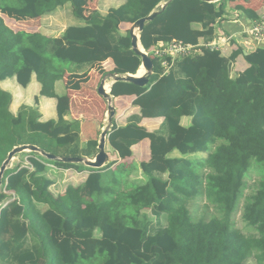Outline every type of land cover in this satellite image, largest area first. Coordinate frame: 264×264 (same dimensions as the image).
I'll list each match as a JSON object with an SVG mask.
<instances>
[{
	"label": "trees",
	"instance_id": "obj_1",
	"mask_svg": "<svg viewBox=\"0 0 264 264\" xmlns=\"http://www.w3.org/2000/svg\"><path fill=\"white\" fill-rule=\"evenodd\" d=\"M165 1L123 0L84 20V0H0V82L15 77L22 84L34 73L40 95L56 99V118L41 121L33 108L14 115L11 94L0 88V165L21 144L65 156L90 157L97 151L94 140L81 153L68 149L77 141L78 126L65 119L69 96L58 94L55 84L66 74L71 84L70 78L80 77L72 74L91 70L102 77L135 74L141 56L132 49L130 28L122 31V23L132 25L158 10L139 37L143 49L150 51L159 41L212 40L214 23L227 9L226 0H170L162 9ZM66 4L82 23L67 25L57 37L16 30L1 15L37 19ZM237 9L257 19L250 10ZM241 54L238 46L228 57L202 47L201 53L174 62L167 71L151 57L147 85L112 83L113 96H135L132 104L139 114L129 115L123 126L112 121L107 143L125 159L133 145L149 140V157L139 164L143 180H121L120 170L104 174L115 161L95 169L49 160L37 152L28 157L32 170H6L0 188V264H84L96 257L100 264H244L250 257L264 263V169L242 205V219L256 234H242L231 221L247 186L248 169L255 162L264 168V47L244 53L247 67L233 76L232 64ZM71 96L75 104L78 97ZM181 116L191 117L189 126L180 124ZM158 117L162 121L152 131L140 124L143 118ZM173 151L180 156H171ZM50 164L89 173L82 183L54 194ZM4 190L12 191L13 199L6 200ZM197 197L214 205L221 216L194 220L187 203ZM145 208L154 221L142 213ZM53 231L64 236L54 242ZM68 234L85 242L84 251Z\"/></svg>",
	"mask_w": 264,
	"mask_h": 264
},
{
	"label": "crops",
	"instance_id": "obj_2",
	"mask_svg": "<svg viewBox=\"0 0 264 264\" xmlns=\"http://www.w3.org/2000/svg\"><path fill=\"white\" fill-rule=\"evenodd\" d=\"M123 0H114L115 5L117 6L121 4ZM243 7L245 9L250 10L254 13L257 18L261 15H264V1L263 0H226V13L223 17L218 18L214 23V35L213 39L218 37L219 39H226L227 36H231V39L228 43H225L226 47L220 50L221 55L224 57H228L230 53L233 51L235 46H238L242 49L243 54L239 55L232 64L231 74L237 75L239 72L243 71L247 65L244 60V53H248L255 49L254 45H247L250 37L247 30L250 28L253 20L248 19L247 16L243 14L237 7ZM59 9H57L54 13H58ZM102 12V11H101ZM106 12V11H105ZM104 12V13H105ZM52 15V14H51ZM51 15H46L45 17H50ZM84 17V15H83ZM37 18V19H42ZM87 19V18H86ZM77 23H82L81 21H77ZM124 26V30L129 29L131 24L122 23L121 27ZM41 27V25H39ZM193 27L196 29H201V26L197 23L193 24ZM65 29V26L60 30V32L56 35H52L44 30H37L38 32L46 35L57 37L60 36L62 31ZM222 39V40H223ZM199 41H202L201 39ZM204 42V41H203ZM111 68V61H106V69ZM139 67L137 70V75L143 74L140 73ZM72 75H80V77L70 78L73 82L68 84V78L70 74H66L63 81H58L55 84V89L58 94L66 92L69 96V114L65 116V119L69 123H76L78 126V138L77 141L71 144L68 149L74 151L75 153H81L83 149H86V143L88 141L94 140L97 141L100 138V133L105 126V122H107L106 112H107V101L105 98L100 96L97 93V87L103 78L99 75L95 70H91L88 74H72ZM106 83L110 86L113 83L110 74L106 76ZM111 79V81H109ZM0 88L4 91L11 94V102L9 105V110L16 115L23 109L33 108L39 113V120L47 121L50 119L56 118V99L55 98H47L40 95L41 86L36 80L35 74L32 73L29 79L24 83H19L17 78L11 77L6 78L5 80L0 82ZM71 93H75L78 97V100L73 104ZM109 94L112 96V102L115 107V115L112 119L117 126H123L126 123V118L131 114H139V107L132 104L134 100V95H121V96H113L110 92ZM162 121L161 117L158 118H143L141 120V125L146 127L147 130L152 131L157 129L160 122ZM179 122L183 126H189L191 123L190 116H181ZM111 147L106 141V149ZM89 148V147H88ZM112 150V149H111ZM92 151V149H91ZM97 152V151H96ZM96 152L92 153L89 159L93 158ZM114 159L106 163L115 161L114 164L110 167V170L104 169L103 172L106 174L109 171H119L121 173H125L124 177H121V180H125L127 182H136L140 179L143 180V176L141 174V170L139 168V164L141 161H146L149 157V140L147 138L141 140L139 143L132 146V155L125 159H120L117 157V154L113 152ZM200 154H197L200 157ZM31 156V155H29ZM171 156H177V151H173ZM203 156V155H201ZM22 165V163H20ZM105 165V166H106ZM20 167V166H19ZM18 167V168H19ZM139 176H135L132 174V169H136ZM17 169V168H16ZM66 170H71L75 173H79V176L83 179L82 182L87 177L89 171L87 169H75L69 168ZM110 174V172H109ZM111 175V174H110ZM118 175V174H117ZM74 185V184H72Z\"/></svg>",
	"mask_w": 264,
	"mask_h": 264
},
{
	"label": "rangeland",
	"instance_id": "obj_3",
	"mask_svg": "<svg viewBox=\"0 0 264 264\" xmlns=\"http://www.w3.org/2000/svg\"><path fill=\"white\" fill-rule=\"evenodd\" d=\"M114 5H115L114 0H84V4L82 3L80 11L83 12L84 20H85L86 18L90 17V14L92 12L98 10L104 13L110 7H113ZM58 9H59L58 13H53L52 15L49 14L51 15L50 17L48 16L40 20L30 19V18H21V17H16L15 15H13L10 19L9 18L7 19L5 18L6 14L3 13L1 15L4 17L7 25L13 27L16 30H20V29H24L27 31L44 30V31H47L48 33H51L52 35H56L60 32V30L64 26L66 27L67 25H73L77 23V19L74 18L69 4H66L63 7L58 8ZM39 25H41V27H39ZM122 31H124V26H122ZM106 76L107 75L103 76V78ZM109 81H111V79H109ZM106 125H107V122H105V126ZM105 126L103 127V129L106 128ZM106 151L109 154V159L113 160L114 156H113L112 150L108 147ZM58 152H66V151L59 149ZM29 155H31L29 151H24V152L16 154L10 162L7 172H9V170L16 169L19 166L22 167L24 165V162L27 161ZM201 155H204V154H200V157ZM20 163H22V165H20ZM50 168L52 169V167ZM260 169L263 170L264 168L262 164L257 163V162L251 165V167L248 169L244 177L247 186L243 190L242 198L240 199L235 211L232 213V216H231V221H232L234 228H236L237 230H239L242 234L246 236H253L256 234V231L252 226L247 225L246 222L242 219V205L244 203L245 197H247L252 192V189H254L255 185L261 180L260 178H261L262 173ZM132 174H134L135 176H139L137 172V168L134 170L132 169ZM49 176L53 180V184L50 186V189L53 191L54 194L63 193L65 188L68 185H72V184L78 185L82 183V180H83L79 176V173H75L71 170H66L62 168H58V169H55V171H51ZM124 176H125V173L123 172L121 177H124ZM5 192H6V195L8 196L6 200L13 199L10 196V195H13L12 191L5 190ZM187 206L189 207L191 216L194 220H198V219L208 220L212 216H217V217L221 216L220 212L215 208V206L208 203L203 197H197V198L189 200L187 203ZM0 207H1V204H0ZM158 208H159L158 205L153 206V209H158ZM142 213L146 215L147 220L149 221L155 220V216L152 215L150 209L145 208L143 209ZM62 236H64V234L56 232V231H53L51 234V237L54 242L57 239L61 238ZM69 237L71 239L72 244H74L77 247V249H79L80 251H84L85 242L83 240H78L71 235H69ZM96 258H99V257H96ZM96 258L95 259L93 258L92 260H90L89 262H85L84 264H98V263L100 264L101 259L99 262L96 260ZM244 264H264V263L262 262L257 263L254 257H250L246 260Z\"/></svg>",
	"mask_w": 264,
	"mask_h": 264
},
{
	"label": "water",
	"instance_id": "obj_4",
	"mask_svg": "<svg viewBox=\"0 0 264 264\" xmlns=\"http://www.w3.org/2000/svg\"><path fill=\"white\" fill-rule=\"evenodd\" d=\"M169 1L170 0H167L164 3L160 4V7L164 9ZM203 1L216 2L219 0H203ZM157 14H158V10H153L149 15L135 21L130 27L132 49L141 56V66L144 69L143 74L137 75V72L135 74H126V75L110 74V77L113 82L126 81V82H131L137 86H145L148 84L149 77L153 73V61L151 57L144 52V49L140 44L139 37H140V32L143 30L144 26L153 18H155ZM106 79L107 77L101 79L97 87V93L103 98H105L107 101V112H106L107 125L105 126L106 128L102 129L100 133V138L97 144V152L94 158L89 159L87 157L79 156V155L77 156L56 155L53 153H48L33 144L17 145L7 153L6 158L3 160V162L0 165V188L3 185L2 179L4 176V172L8 169L11 160L14 158L16 154L24 151L37 152L42 157H45L46 159L49 160H53V161L58 160L64 163L83 164L85 167H89V168L99 169L106 165V163L109 161V154L106 151V141H107L108 132L111 127L112 119L115 115V107L112 102V96L109 94L110 87L108 90H106L104 87Z\"/></svg>",
	"mask_w": 264,
	"mask_h": 264
},
{
	"label": "built area",
	"instance_id": "obj_5",
	"mask_svg": "<svg viewBox=\"0 0 264 264\" xmlns=\"http://www.w3.org/2000/svg\"><path fill=\"white\" fill-rule=\"evenodd\" d=\"M247 32L250 37L247 45L250 44L252 46L254 45V47H264V15H261L254 20ZM222 39L216 37V39L214 38L208 42H199L197 44H189L177 39L159 41L150 51L144 50V52L150 57H156L159 60L160 65L165 68V71H167L174 62L184 57L201 53L202 47H208L220 51L225 43L230 41L231 36ZM23 167H26L29 170L33 169V166L28 159L24 162ZM49 167H52L54 170L58 169L51 164Z\"/></svg>",
	"mask_w": 264,
	"mask_h": 264
},
{
	"label": "bare ground",
	"instance_id": "obj_6",
	"mask_svg": "<svg viewBox=\"0 0 264 264\" xmlns=\"http://www.w3.org/2000/svg\"><path fill=\"white\" fill-rule=\"evenodd\" d=\"M143 71H144V69L141 68L139 72L142 73ZM104 87H105L106 90H108L110 86L107 85V83L105 82Z\"/></svg>",
	"mask_w": 264,
	"mask_h": 264
}]
</instances>
